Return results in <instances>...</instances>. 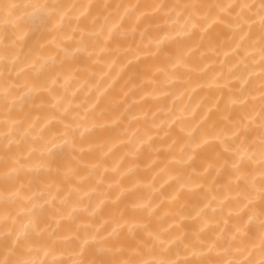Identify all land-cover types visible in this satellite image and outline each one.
<instances>
[{
    "label": "clouds",
    "instance_id": "9594fccd",
    "mask_svg": "<svg viewBox=\"0 0 264 264\" xmlns=\"http://www.w3.org/2000/svg\"><path fill=\"white\" fill-rule=\"evenodd\" d=\"M97 2L98 0H71L66 8L57 13V27H62L65 21L79 22L83 19H89L93 25L90 30L81 32L78 41L80 46L74 51L94 53L95 49L88 47L85 37L96 43V48H99L103 37L109 31L112 37L131 35L137 30V17L144 13V8L140 7L142 0H119L117 10L104 16H90L91 9ZM198 2L199 0H151V9L162 17L160 26L169 30L158 38H150L148 56L155 57L165 42L176 39L192 40L196 33L203 39L214 24H222L233 33V46L227 50H215L212 59H204L206 55L199 52V65L190 63L191 56L186 49L172 63L158 66L156 74L161 76L159 86L143 90L140 102L133 98L118 114L119 119L112 124L97 120L92 115L95 109L87 111L86 104L74 105L73 115L64 107L67 97L60 91L64 86L60 85L55 91L53 89L52 95L56 99L50 105L55 113L52 117L64 123L62 117L70 115L75 121L74 124L65 123L66 139L61 141L62 143L75 146V139H82L98 129L117 125H123L126 134L102 146L100 161L85 165L89 169L99 170L95 183L86 189H81L78 185L88 179V173L77 175L73 170L64 176V179L67 181L71 177L75 183L69 184L67 190H58L56 195L49 193L47 199H40L44 195L41 192H24L26 186L23 183L8 192L0 190V237H12V246L0 255V264H189L190 261L192 264H210L207 258L212 256L223 257L220 264H264V231L260 232L255 241L244 242L248 227L253 223L264 224V213L255 208V204L264 199V0H206V6L202 10L187 11L193 3ZM108 3V0H103V8L107 9ZM125 22H128L127 26ZM254 26L259 27L260 35L250 40V32ZM140 35L143 37V32ZM63 39L67 42L66 37ZM56 47L67 52L63 45ZM230 56L234 58L233 62L226 63ZM216 57H219V60ZM43 59L45 62L54 61L55 55ZM206 61H210L207 68L204 67ZM101 79L103 82H97L95 92L103 96L110 91L106 87L110 76ZM209 81H214L212 89H228L230 95L225 103L226 109L252 106L242 123L228 121L226 126L214 130L211 134H205L202 127L205 120L202 117L206 111L211 112L214 101L205 103L209 100L208 92H205L199 110H194L189 88L195 82L201 85L202 90L207 89ZM233 83L239 85L234 94L230 87ZM3 91L6 89L0 84V92ZM143 101H151L159 107L150 115H129L125 121L124 116L128 110ZM137 119L149 121L142 132L139 127L129 129ZM0 123L8 121L0 120ZM18 123L20 122L10 123L9 135ZM173 128L184 137L182 141L172 135ZM253 128L258 129L259 134L253 142L246 143L242 133ZM42 133L40 127L33 122L19 133L18 138L12 137L9 144L20 145L25 137H30L34 142L43 141ZM4 134L0 133V136ZM169 137V143L163 146L165 151L173 153L168 164L189 168L188 175L181 178L179 173L168 172L164 179L156 184V176L165 171L161 168L150 178H138L131 188L123 186L125 177L136 175L138 171H147L156 163V160L143 166L136 163L139 153L146 147L151 148L153 141H163ZM117 142L118 147L114 148L113 145ZM212 142L221 145L231 157V162L208 163L199 173L190 168L197 158V153ZM124 145L128 146V150L123 157L112 160V154ZM48 151L50 149L43 146L30 144L27 151L13 161L11 167L0 172V180L47 171L48 165L44 157ZM81 151H92V148L85 145ZM33 153L38 156L36 161L22 162L28 161ZM125 159L130 161L127 165L124 164ZM245 163L252 164L256 171L249 174L243 168ZM225 164H228L234 173L230 182L237 190L227 192L222 197L213 196L190 213L178 214V219L158 229L150 228L147 222L125 218L122 215L108 218L102 215L105 206L117 204L125 192L143 189L148 193L147 198L131 204L130 209L133 213L152 217L162 203L153 198L170 181L176 182L182 191H193L203 187L201 183L193 180V176L206 175L211 169H215L219 175ZM109 176L112 179L106 181L105 177ZM241 181L247 186L246 191L239 188ZM113 189H117L115 195L111 194ZM73 195L75 199H72ZM53 201L62 211L53 218L52 224L42 227L38 223L37 214L45 205L52 206ZM223 212L228 216L238 217L247 212V216L241 225L233 226L229 231L227 217L221 215L217 218V213ZM80 214L87 217V220L78 221ZM185 220L199 222V230L193 243L185 242L183 232H173V229H179ZM63 224H73L74 229L65 232L62 230ZM138 228L144 230L150 241L144 246L147 254L139 248L113 246L112 242L122 231L126 230L131 237ZM209 233L212 239L203 238ZM90 247H94L96 256L102 258L91 259ZM17 248L21 249L20 253L15 251Z\"/></svg>",
    "mask_w": 264,
    "mask_h": 264
},
{
    "label": "bare ground",
    "instance_id": "6f19581e",
    "mask_svg": "<svg viewBox=\"0 0 264 264\" xmlns=\"http://www.w3.org/2000/svg\"><path fill=\"white\" fill-rule=\"evenodd\" d=\"M108 2L107 9H105L103 8V0H98L93 5L90 16L97 14L104 16L110 11L117 10L119 0H108ZM70 3L71 0H0V84L6 89V91L0 92V120L8 121V123H0V133H5L0 136V172L11 167L13 161L21 157L30 144L50 149L44 157L48 165L47 171L42 170L38 174H21L0 180V190L4 192L14 190L23 183L26 186L23 189L24 192H41L44 195L40 199H47L49 193L56 195L58 190H67L69 184L75 183L71 177L67 181L64 179V176L73 170L76 171L77 175L88 173V179L78 185L81 189H86L95 183L99 170L89 169L85 165L100 161L102 146L114 142L126 134L124 126L117 125L98 129L82 139L77 138L74 140L75 146L62 143L61 141L66 139L65 123L74 124L75 121L71 119L70 115L62 117L64 123H60L52 117L55 113L50 105L56 99L52 95L53 89L55 91V88L60 85L64 86L60 88V91L67 97L64 107L73 115H75L74 105L86 104L87 111L95 109L92 115L97 120L112 124L119 119L118 114L133 98L140 102L142 101L140 95L143 90L159 86L161 76L156 74L158 66L172 63L186 49L188 55L191 56L190 63L199 65L201 63L199 52L206 55L204 59H212L215 50H227L234 43L233 33L229 29L222 24H214L203 39H200L199 33H196L192 40L176 39L165 42L155 57L148 56L150 38H158L169 29L160 26L162 17L151 9V0H142L140 7L144 8V13L137 17L136 32L123 37L119 35L112 37L111 31H109L103 37L99 48H96L98 46L96 43L85 37L88 47L95 49L93 54H85L74 50L80 46L78 41L81 38V32L93 27L89 19H83L79 22L65 21L62 27H57L59 20L57 13ZM167 6L166 4L165 7ZM205 6L206 0H199L198 3H193L187 11H199ZM96 23L98 24L99 21ZM127 23L125 22L126 26ZM97 30L99 31L100 28ZM141 32H143V37L140 35ZM259 35V27L254 26L251 29L249 39L254 40ZM64 37H66L67 42L64 41ZM56 45H63L67 52L61 51ZM91 49L90 53H92ZM53 54L55 55L54 61H44V57ZM216 59L219 60V57ZM233 59L231 56L228 57L226 63L233 62ZM209 63L210 61H206L204 67L207 68ZM21 68L24 70L20 71ZM108 76L110 79H108L106 87L110 91L101 96L95 92L97 82L102 83L101 78ZM213 87L214 81H209L207 89L202 90L201 85L195 82L189 88V96L192 99L194 110H199V104L204 100L205 92H208L209 96V100H206L205 103L214 101L211 112L206 111L202 117L205 120L202 126L205 134H211L214 130L226 126L228 121L235 124L242 123L245 115L252 107L249 105L243 109H226L225 103L230 95L228 89H212ZM230 87L233 89L232 94H234L239 85L233 83ZM29 88L34 90L29 91ZM158 107V104L151 101L135 104L128 110L124 120L127 121L129 115H150ZM16 121L20 123L16 124L15 130L9 135L10 123ZM33 122L43 131V141L34 142L30 137H25L20 145L9 144L12 137L18 138L19 133ZM148 124L147 119H137L132 122L129 129L139 127L142 132ZM258 134L259 130L253 128L242 133V136L246 143H251ZM172 135L177 137L178 141L184 139L175 128L172 130ZM170 139L171 137L163 141H153L151 148H144L139 153L136 163L142 166L152 160H156V163L147 171H138L136 175L125 177L122 185L131 188L138 178H150L153 173L161 168H164L165 171L156 176L154 181L156 184H159L168 172L179 173L181 178L187 176L189 168L168 164L173 153L165 151L163 146L169 143ZM85 145L91 146L92 151L82 152L81 148ZM113 147L117 148L118 142ZM127 150V145L118 148L112 154L111 159L123 157ZM37 159V154L33 153L28 161L22 162L29 163ZM222 161H229L230 163L231 157L219 143L212 142L197 153V158L192 162L190 168L196 169V172L199 173L208 163L219 164ZM129 162L125 159L124 164L127 165ZM243 168L249 174L256 171L250 163H245ZM233 175L231 167L225 164L219 175L216 174L215 169H211L206 175L193 176L194 181L203 185V187L193 191H182L176 182L170 181L153 198L155 201H162V203L152 217H147L143 213H133L130 209L131 204L147 198L148 193L143 189L125 192L117 204L105 206L102 215L105 218L122 215L125 218L147 222L149 227L155 230L178 219V214L190 213L213 196L222 197L227 192L237 190L236 186L230 182ZM111 179L110 176L105 177L106 181ZM239 188L247 190L243 181L240 182ZM116 191L117 189L111 190V194L115 195ZM72 199H75V195ZM92 199L94 200L95 197ZM232 206L234 207V205ZM255 208L264 213V199L259 200L255 204ZM61 211L62 208L55 201H53L52 206L45 205L37 214L39 225L43 227L52 224L53 218L57 217ZM221 215H225L229 220V231H231L233 226L242 224L247 212L239 217L228 216L226 212L217 213V218ZM77 220L86 221L87 217L80 214ZM73 229V224L62 225V230L65 232ZM198 230L199 222L185 220L180 228L173 229V232H183L185 242L193 243ZM212 231L214 232L215 229ZM261 231H264V224L253 223L247 228L248 235L244 242L255 241ZM203 238L212 239L211 233ZM112 243L113 246L119 245L126 249L139 248L141 252H145L144 246L150 241L145 236L144 230L138 228L135 230L134 236L131 237L126 230L122 231ZM11 246V236L0 237V255ZM15 251L20 253L21 249L17 248ZM89 252L90 258L93 260L102 258L96 256L94 247H90ZM145 254L147 253L145 252ZM207 260L210 264H220L223 257L212 256L208 257ZM189 264L192 262L190 261Z\"/></svg>",
    "mask_w": 264,
    "mask_h": 264
}]
</instances>
